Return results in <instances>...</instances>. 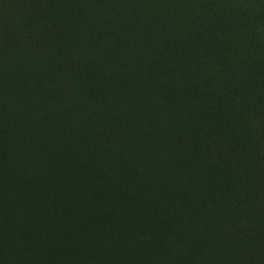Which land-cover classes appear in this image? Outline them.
I'll list each match as a JSON object with an SVG mask.
<instances>
[{"label":"trees","instance_id":"16d2710c","mask_svg":"<svg viewBox=\"0 0 264 264\" xmlns=\"http://www.w3.org/2000/svg\"><path fill=\"white\" fill-rule=\"evenodd\" d=\"M238 2L0 0V264H264V0Z\"/></svg>","mask_w":264,"mask_h":264},{"label":"rangeland","instance_id":"374dc122","mask_svg":"<svg viewBox=\"0 0 264 264\" xmlns=\"http://www.w3.org/2000/svg\"><path fill=\"white\" fill-rule=\"evenodd\" d=\"M233 1V3H235V5L236 6H238L239 7V5H242V4H240L239 2H238V0H232ZM1 227V229H0V234H3L4 233V226H3V224L0 226ZM6 229V228H5Z\"/></svg>","mask_w":264,"mask_h":264}]
</instances>
